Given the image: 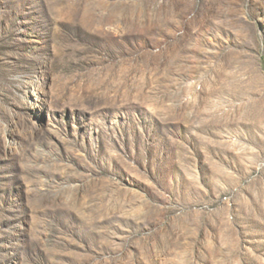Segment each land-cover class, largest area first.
I'll use <instances>...</instances> for the list:
<instances>
[{
	"label": "rangeland",
	"instance_id": "374dc122",
	"mask_svg": "<svg viewBox=\"0 0 264 264\" xmlns=\"http://www.w3.org/2000/svg\"><path fill=\"white\" fill-rule=\"evenodd\" d=\"M0 264H264V0H0Z\"/></svg>",
	"mask_w": 264,
	"mask_h": 264
}]
</instances>
